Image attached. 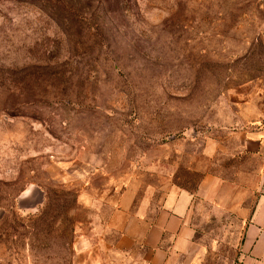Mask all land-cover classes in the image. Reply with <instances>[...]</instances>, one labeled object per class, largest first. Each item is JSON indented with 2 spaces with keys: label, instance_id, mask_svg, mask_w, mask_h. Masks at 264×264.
Segmentation results:
<instances>
[{
  "label": "rangeland",
  "instance_id": "rangeland-1",
  "mask_svg": "<svg viewBox=\"0 0 264 264\" xmlns=\"http://www.w3.org/2000/svg\"><path fill=\"white\" fill-rule=\"evenodd\" d=\"M263 130L264 0H0V264H131L114 213L248 173ZM209 204L198 264H237Z\"/></svg>",
  "mask_w": 264,
  "mask_h": 264
},
{
  "label": "crops",
  "instance_id": "crops-1",
  "mask_svg": "<svg viewBox=\"0 0 264 264\" xmlns=\"http://www.w3.org/2000/svg\"><path fill=\"white\" fill-rule=\"evenodd\" d=\"M239 149L256 159V166L248 173L239 171L233 179L208 174L194 192L169 197L151 218L135 216L131 220L128 214L114 213L120 220L112 217L110 222L119 232L112 248L122 252L120 260L128 257L131 264H198L199 246L191 213L199 200L211 203L209 206L218 211L239 217L243 214L246 223L237 264H264V130L243 134Z\"/></svg>",
  "mask_w": 264,
  "mask_h": 264
}]
</instances>
